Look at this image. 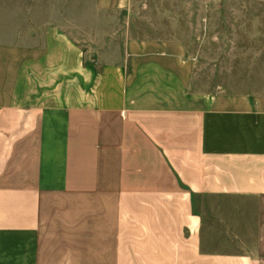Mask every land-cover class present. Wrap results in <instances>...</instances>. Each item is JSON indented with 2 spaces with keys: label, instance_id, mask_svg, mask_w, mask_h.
<instances>
[{
  "label": "crops",
  "instance_id": "0c3cea01",
  "mask_svg": "<svg viewBox=\"0 0 264 264\" xmlns=\"http://www.w3.org/2000/svg\"><path fill=\"white\" fill-rule=\"evenodd\" d=\"M104 2L127 15L89 61L48 6L0 35V264H264V70L205 84L181 45L245 58L261 4Z\"/></svg>",
  "mask_w": 264,
  "mask_h": 264
},
{
  "label": "rangeland",
  "instance_id": "374dc122",
  "mask_svg": "<svg viewBox=\"0 0 264 264\" xmlns=\"http://www.w3.org/2000/svg\"><path fill=\"white\" fill-rule=\"evenodd\" d=\"M104 0H0V35L7 36V39L14 40L20 33L29 32V30L40 29L41 20L46 18V11L43 10L48 6L50 17H53L56 34L65 33L70 39H73L85 53L87 60H91L96 55V51L100 50L108 40L107 34L111 28L101 25L99 20H109L111 18H125L127 11H114L110 7L103 9ZM108 5L112 0H106ZM104 2V3H106ZM245 2L248 4L260 5L258 8L253 5L249 10L243 11L248 18L260 17L264 21V0H213V7L209 10L200 12L199 17L202 19L214 18L215 20H225L231 17L228 10L229 3ZM191 12L182 10L180 17L184 20L190 18ZM234 14L237 18L239 12ZM222 22L218 23L216 28L221 29ZM185 29V28H184ZM188 29V33H189ZM189 35V34H188ZM188 41L182 42L183 50L194 55L191 62H195V76L198 74L202 83L208 81L214 83L227 82L233 78H238V69L240 64L246 66L247 81L255 80V68L264 70V42L256 43H239L237 45L242 48L246 57L243 58L238 51L232 53L228 58L227 47H231L222 42H206V41ZM261 57L257 60L253 57L254 52ZM190 61V60H189ZM198 65V70L196 69ZM216 69L208 70L213 66ZM225 66V71L222 68Z\"/></svg>",
  "mask_w": 264,
  "mask_h": 264
}]
</instances>
